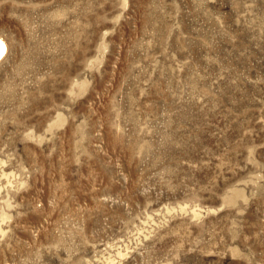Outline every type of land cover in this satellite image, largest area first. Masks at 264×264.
<instances>
[{
	"label": "rangeland",
	"instance_id": "obj_1",
	"mask_svg": "<svg viewBox=\"0 0 264 264\" xmlns=\"http://www.w3.org/2000/svg\"><path fill=\"white\" fill-rule=\"evenodd\" d=\"M0 264H264V0H0Z\"/></svg>",
	"mask_w": 264,
	"mask_h": 264
},
{
	"label": "bare ground",
	"instance_id": "obj_2",
	"mask_svg": "<svg viewBox=\"0 0 264 264\" xmlns=\"http://www.w3.org/2000/svg\"><path fill=\"white\" fill-rule=\"evenodd\" d=\"M6 52V43L0 38V62L3 60Z\"/></svg>",
	"mask_w": 264,
	"mask_h": 264
}]
</instances>
